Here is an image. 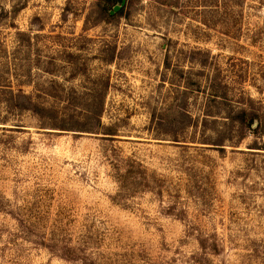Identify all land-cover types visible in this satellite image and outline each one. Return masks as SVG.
Returning <instances> with one entry per match:
<instances>
[{
  "label": "rangeland",
  "instance_id": "rangeland-1",
  "mask_svg": "<svg viewBox=\"0 0 264 264\" xmlns=\"http://www.w3.org/2000/svg\"><path fill=\"white\" fill-rule=\"evenodd\" d=\"M94 4L0 0V264H264V0Z\"/></svg>",
  "mask_w": 264,
  "mask_h": 264
},
{
  "label": "trees",
  "instance_id": "trees-1",
  "mask_svg": "<svg viewBox=\"0 0 264 264\" xmlns=\"http://www.w3.org/2000/svg\"><path fill=\"white\" fill-rule=\"evenodd\" d=\"M95 4L87 14V18L85 19V27L88 25H92L93 27H99L102 24H109L112 23L117 18H121L124 15L125 6L118 11L115 14H111V11L113 8L119 4L122 3L123 0H94ZM17 102H23L27 106H19L21 109L24 110H32L33 106L30 102V99L27 95H25L23 92H20L16 95ZM99 112L97 110H91L90 111V117L89 120H95L97 121L96 127L97 131L101 132L99 134L104 135H115L113 133V129L110 126H104L101 123V120L99 119ZM174 123H181L183 121V118L185 119L186 114L182 110L176 112L174 114ZM263 115H261L259 112L254 111L252 109H240L238 111H234L232 113H229V116L227 117V126L230 129H237L238 131H244L245 129L250 130L254 135L260 134V129L262 128V119ZM179 123V124H180ZM243 139V137H240Z\"/></svg>",
  "mask_w": 264,
  "mask_h": 264
},
{
  "label": "water",
  "instance_id": "water-1",
  "mask_svg": "<svg viewBox=\"0 0 264 264\" xmlns=\"http://www.w3.org/2000/svg\"><path fill=\"white\" fill-rule=\"evenodd\" d=\"M126 0H123L122 3L120 5H116L113 10L111 11V14H115L118 11H120L124 6H125Z\"/></svg>",
  "mask_w": 264,
  "mask_h": 264
}]
</instances>
